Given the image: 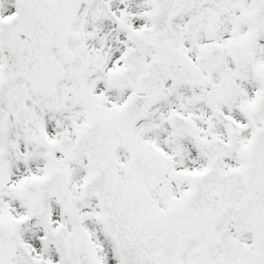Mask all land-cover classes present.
<instances>
[{
  "label": "snow or ice",
  "instance_id": "6c2138e0",
  "mask_svg": "<svg viewBox=\"0 0 264 264\" xmlns=\"http://www.w3.org/2000/svg\"><path fill=\"white\" fill-rule=\"evenodd\" d=\"M0 264H264V0H0Z\"/></svg>",
  "mask_w": 264,
  "mask_h": 264
}]
</instances>
